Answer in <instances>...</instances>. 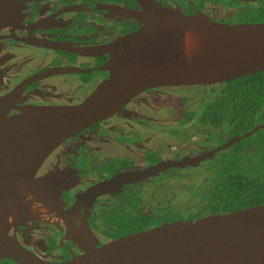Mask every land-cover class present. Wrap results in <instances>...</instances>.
<instances>
[{
    "label": "flooded vegetation",
    "instance_id": "flooded-vegetation-1",
    "mask_svg": "<svg viewBox=\"0 0 264 264\" xmlns=\"http://www.w3.org/2000/svg\"><path fill=\"white\" fill-rule=\"evenodd\" d=\"M149 3L229 24L264 22V0L26 1L19 22L0 31V96L11 95L7 115L28 105L84 100L109 76L106 46L141 28ZM222 84L145 89L113 115L64 138L35 173L54 203L26 195L32 215L9 233L38 257L63 262L80 255L85 240L101 245L195 219L184 213L195 206L185 209L187 179L198 169L210 171L218 156L230 159L234 143L261 129L254 130L262 122L243 132L235 125L234 133L227 120L213 123L208 109ZM211 152L196 164L164 165ZM121 174L126 179L115 183ZM0 264L18 263L2 257Z\"/></svg>",
    "mask_w": 264,
    "mask_h": 264
},
{
    "label": "water",
    "instance_id": "water-1",
    "mask_svg": "<svg viewBox=\"0 0 264 264\" xmlns=\"http://www.w3.org/2000/svg\"><path fill=\"white\" fill-rule=\"evenodd\" d=\"M26 1L0 0V31L19 22ZM142 18L141 28L106 46L109 76L80 103L28 105L8 116L11 95L0 96V258L18 264H264V204L165 222L101 245L85 240L83 252L63 262L38 257L9 233L32 215L26 195L54 203L35 173L64 138L113 115L145 89L214 85L264 72V22L229 24L157 3L147 4ZM259 127L264 122L254 130ZM211 155L164 165L196 164Z\"/></svg>",
    "mask_w": 264,
    "mask_h": 264
},
{
    "label": "trees",
    "instance_id": "trees-1",
    "mask_svg": "<svg viewBox=\"0 0 264 264\" xmlns=\"http://www.w3.org/2000/svg\"><path fill=\"white\" fill-rule=\"evenodd\" d=\"M208 111V116L211 117V112L216 115L213 123L219 125L227 120L234 133L235 125L243 132L251 129L253 123L263 122L264 72L220 85ZM244 150H247L246 154ZM231 151V158L221 161L223 169L216 163L209 167L212 173L210 185L205 190L199 187L201 201L185 211L187 217L203 216L204 211L225 213L264 204V128L234 143Z\"/></svg>",
    "mask_w": 264,
    "mask_h": 264
},
{
    "label": "rangeland",
    "instance_id": "rangeland-1",
    "mask_svg": "<svg viewBox=\"0 0 264 264\" xmlns=\"http://www.w3.org/2000/svg\"><path fill=\"white\" fill-rule=\"evenodd\" d=\"M200 107H203V104ZM195 116H197V115H195ZM217 142H218V140H217ZM221 161H222V159H220L218 156L216 159V165L218 164V166L222 168L223 163ZM197 171H199V172L197 173V175L195 177L191 176L192 178L187 179L188 182H186V179L184 181V182H186L184 185V188H183V190H184L183 191V197H184V201L186 202L185 209L190 207V203L191 204L194 203L195 206L199 205L201 198L199 197L198 189H199V187L200 188L202 187L204 190L207 189L209 187L211 179H212L211 175H210L211 174L210 171H208V170L204 171L203 169H198ZM214 176H217V174H215ZM184 213H186V212L184 211ZM97 223H99V222L97 221ZM101 226H102V224H101Z\"/></svg>",
    "mask_w": 264,
    "mask_h": 264
}]
</instances>
